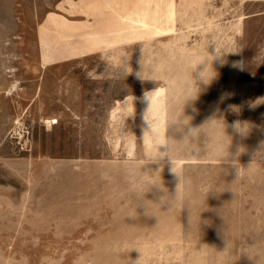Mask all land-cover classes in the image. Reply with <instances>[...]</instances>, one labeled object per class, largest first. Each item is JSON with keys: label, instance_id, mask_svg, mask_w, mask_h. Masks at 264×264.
<instances>
[{"label": "rangeland", "instance_id": "rangeland-1", "mask_svg": "<svg viewBox=\"0 0 264 264\" xmlns=\"http://www.w3.org/2000/svg\"><path fill=\"white\" fill-rule=\"evenodd\" d=\"M0 264H264V0H0Z\"/></svg>", "mask_w": 264, "mask_h": 264}, {"label": "clouds", "instance_id": "clouds-1", "mask_svg": "<svg viewBox=\"0 0 264 264\" xmlns=\"http://www.w3.org/2000/svg\"><path fill=\"white\" fill-rule=\"evenodd\" d=\"M224 54H221L220 52L217 51V49L215 48V52L214 53H210L208 51V57H206L202 62H200L198 65H201L203 64L204 67L203 69L199 72L198 76L197 77H194L193 76V73H192V79L194 81V85L197 89L196 91V94L195 96H190L188 98V100H191V99H195L199 93V91L201 90V85L203 86H207L209 85L217 76V72L215 70V68L213 67V63L219 59H221L223 57ZM197 65V66H198ZM196 66V68H197ZM195 68V69H196ZM132 72V69L128 66V71L126 72V75L128 73H131ZM194 72V71H193ZM137 76L138 77H142L141 73H137ZM199 82V83H198ZM187 100V101H188ZM180 126V128L183 130L185 127H187V132L185 133V136L184 138L187 136L189 138H195L194 136V133L197 132V130L199 128H193L190 126V124H187V125H184L182 123H179L178 124ZM234 128L237 132H239L240 134H246L247 131H248V125L247 124H241L239 122H237L235 125H234ZM146 136H151L152 139H153V143H154V146L157 150V156H156V159L153 160V161H158V160H161L163 159L165 156H167L170 160V156L168 155L169 151H170V145L167 143V140L168 139H171L170 137L166 136L165 134V137L163 139L160 138L159 136V133L158 132H154V130L151 128L150 126V130H146L144 135H143V138L142 140L146 137ZM162 146H166L167 147V151L166 152H162L160 151V148ZM161 169H162V166H161ZM160 169V170H161ZM160 170H157V171H160ZM171 171H173V168L171 169ZM174 172V171H173ZM175 173V172H174ZM153 185H156V184H153ZM157 186H160L161 188H163V185H162V182H161V185H157ZM165 190V189H164Z\"/></svg>", "mask_w": 264, "mask_h": 264}, {"label": "crops", "instance_id": "crops-1", "mask_svg": "<svg viewBox=\"0 0 264 264\" xmlns=\"http://www.w3.org/2000/svg\"><path fill=\"white\" fill-rule=\"evenodd\" d=\"M72 53V52H71ZM51 54H53V53H51ZM57 54H60V53H57ZM74 54V53H73Z\"/></svg>", "mask_w": 264, "mask_h": 264}]
</instances>
